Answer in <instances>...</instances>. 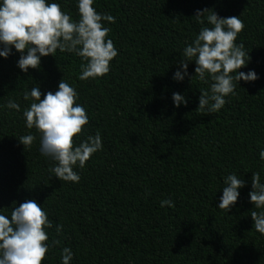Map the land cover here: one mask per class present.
<instances>
[{
	"label": "trees",
	"instance_id": "16d2710c",
	"mask_svg": "<svg viewBox=\"0 0 264 264\" xmlns=\"http://www.w3.org/2000/svg\"><path fill=\"white\" fill-rule=\"evenodd\" d=\"M53 2L78 19L75 0ZM93 6L115 18L107 38L118 55L104 77L79 80L80 58L59 50L27 73L17 67L15 49L0 58V210L10 215L14 203L35 199L46 211L49 242L59 243L42 264H60L63 247L72 249L70 264H264V235L253 228L248 195L253 172L264 182V0H95ZM197 9L240 18L236 43L249 55L240 71L258 76L236 82L235 95L216 113L197 110L211 81L173 80L183 48L202 27ZM195 67L189 63L190 77ZM63 78L85 108V133L102 138V150L74 169L78 183L54 177L38 136L26 149L18 140L37 135L25 127L24 90L38 85L43 99ZM173 92L187 105L174 107ZM9 99L20 111L2 107ZM229 173L245 186L227 212L216 205ZM164 199L174 206L161 208Z\"/></svg>",
	"mask_w": 264,
	"mask_h": 264
},
{
	"label": "clouds",
	"instance_id": "9594fccd",
	"mask_svg": "<svg viewBox=\"0 0 264 264\" xmlns=\"http://www.w3.org/2000/svg\"><path fill=\"white\" fill-rule=\"evenodd\" d=\"M94 2L75 0L78 19H73L53 0H0V58L7 59L15 49L20 54L17 67L27 73L29 69L39 68L42 57H56L59 50L80 58L79 80L104 77L118 55L113 41L107 38L111 31L108 25L115 23V18L98 12ZM194 18L202 27L183 48V58L178 62L173 80L211 81L208 91H200L197 110L216 113L225 106L227 97L235 95L236 82H254L258 76L253 70L240 71L249 62V55L242 43H236L244 27L239 17L221 18L214 10L197 9ZM192 62L196 65L195 76L190 77L188 67ZM41 95L38 85L23 92V100L29 102L22 113L25 127L35 129L37 135H22L19 143L26 149L38 136L40 154L54 162L50 168L54 177L78 183L80 176L74 169H83L90 157L102 150L101 134L85 133L84 126L89 122L85 108L77 103L78 93L64 78L54 93H44L43 99ZM171 99L176 108L188 103L178 92H173ZM2 107L20 111L19 104L12 99ZM78 134L84 138L80 139ZM74 137L78 140L76 144ZM259 159L264 160V149L259 151ZM223 184L216 207L229 212L245 181L229 173L223 178ZM251 189L248 195L253 204L250 212L253 228L264 235V182L259 172L252 173ZM13 205L10 215L0 210V264H42L50 247L59 243L49 242L47 230L52 229L53 223L35 199ZM166 206L173 207V201L161 200L160 207ZM62 228L63 225H56L58 235ZM72 259V249L63 247L60 264H70Z\"/></svg>",
	"mask_w": 264,
	"mask_h": 264
},
{
	"label": "bare ground",
	"instance_id": "6f19581e",
	"mask_svg": "<svg viewBox=\"0 0 264 264\" xmlns=\"http://www.w3.org/2000/svg\"><path fill=\"white\" fill-rule=\"evenodd\" d=\"M17 134V133H16ZM144 172V171H143ZM154 186V185H153ZM200 191V190H199ZM202 202V201H201ZM211 215V214H210ZM208 222V221H207ZM243 231V230H242ZM245 240V239H244Z\"/></svg>",
	"mask_w": 264,
	"mask_h": 264
}]
</instances>
